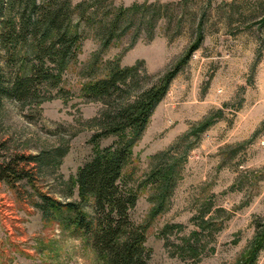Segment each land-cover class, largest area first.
<instances>
[{
	"label": "rangeland",
	"instance_id": "374dc122",
	"mask_svg": "<svg viewBox=\"0 0 264 264\" xmlns=\"http://www.w3.org/2000/svg\"><path fill=\"white\" fill-rule=\"evenodd\" d=\"M144 2L174 5L152 40L142 34L132 45L128 33L102 50L87 31L57 88L24 103L0 99V160L66 151L59 166L31 164L33 183L0 181V264H103L63 206L76 203L95 216L77 175L117 137L92 141L105 106L85 89L90 74L105 76L117 60L139 64L145 88L180 66L121 180L138 197L132 222L148 226V264H241L252 254L264 264V0H107L105 7ZM199 32L203 42L192 51ZM175 162L177 183L167 193L153 176ZM39 193L62 206L50 219Z\"/></svg>",
	"mask_w": 264,
	"mask_h": 264
},
{
	"label": "trees",
	"instance_id": "16d2710c",
	"mask_svg": "<svg viewBox=\"0 0 264 264\" xmlns=\"http://www.w3.org/2000/svg\"><path fill=\"white\" fill-rule=\"evenodd\" d=\"M106 1L87 0L73 6L71 0H0V99L24 103L39 98L43 89L57 88L64 72L77 58L87 31L101 40L102 50L128 33L134 34L132 45L142 34L152 40L158 23L168 17L174 6L144 2L129 7H105ZM203 39L199 32L192 51L201 47ZM179 69L180 66L147 88L141 83L146 73L139 64L121 67L117 60L108 64L105 76L89 75L92 81L85 89L86 97L105 106L92 141L97 144L110 136L117 140L95 152L77 175L79 196L83 200L89 196L94 199L95 216L90 218L76 203L63 207L74 213L70 224L88 235L103 264H148L151 258L145 246L148 226L136 225L130 218L138 197L121 180L132 147L167 95ZM65 93L59 91V95ZM57 152V157L41 153L0 160V181L12 186L21 181L33 183L30 165L34 163L41 169L46 159H52L50 164L59 166L66 151ZM169 153L159 157L165 159ZM178 164L168 163L166 168L160 165L153 176L156 182L163 183L167 193L176 186ZM39 197L42 204L38 206L46 219L52 218V210L62 208L43 193ZM255 263L256 255L252 254L241 264Z\"/></svg>",
	"mask_w": 264,
	"mask_h": 264
}]
</instances>
